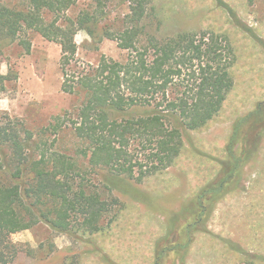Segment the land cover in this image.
Wrapping results in <instances>:
<instances>
[{
    "label": "trees",
    "instance_id": "obj_1",
    "mask_svg": "<svg viewBox=\"0 0 264 264\" xmlns=\"http://www.w3.org/2000/svg\"><path fill=\"white\" fill-rule=\"evenodd\" d=\"M77 1L0 0V46L17 42L29 53V32L57 43L61 90L82 98L72 114L55 117L45 131L70 130L89 147L88 165L106 169L115 182L142 183L171 166L186 131L204 127L219 113L233 87L234 50L227 36L209 30L149 34L141 24L148 0L130 6L128 23L115 31L100 25L111 0H88L86 8L69 15ZM80 30L98 42L116 39L127 57L116 61L101 55L95 65L83 66L76 56ZM9 81V74L0 73V91ZM263 132L261 100L235 120L227 157L213 179L171 215L166 235L154 245L155 264L169 255L185 264L195 236L208 232L216 205L241 187ZM56 140L49 144L21 120L0 116V264H11L23 251L11 235L39 223L71 234L98 232L113 221L118 199L86 184V171L76 159L50 149ZM63 264L81 263L72 256Z\"/></svg>",
    "mask_w": 264,
    "mask_h": 264
},
{
    "label": "rangeland",
    "instance_id": "obj_2",
    "mask_svg": "<svg viewBox=\"0 0 264 264\" xmlns=\"http://www.w3.org/2000/svg\"><path fill=\"white\" fill-rule=\"evenodd\" d=\"M136 1L111 0L100 25L111 31L126 25L129 7ZM88 4L78 0L68 14L75 15ZM144 5L147 13L141 24L149 34L166 37L209 30L227 36L236 56L230 71L232 89L212 120L184 133L181 153L167 170L142 183L125 178L115 182L106 169L87 164L89 147L70 130L57 135L45 131L55 117L66 111L72 114L82 98L61 90L60 46L31 32L29 53L17 42L1 45L0 73L9 74L11 81L0 91V116L21 120L49 144L57 136L50 149L76 159L86 171V184L119 201L111 224L98 232L57 233L39 223L12 234L11 240L20 243L23 251L11 264H63L72 256L81 264H155L154 245L166 235L171 215L182 211L197 190L213 179L227 157L225 146L235 120L264 100V0L251 4L247 0H148ZM75 41L83 66L95 65L101 55L116 61L127 57L116 39L98 42L80 30ZM259 140L255 158L244 168L241 187L216 205L208 232L195 236L185 264H264V132ZM162 264L178 263L169 255Z\"/></svg>",
    "mask_w": 264,
    "mask_h": 264
}]
</instances>
